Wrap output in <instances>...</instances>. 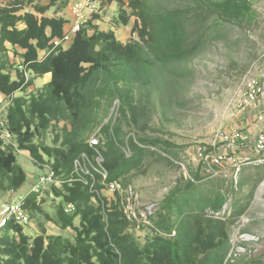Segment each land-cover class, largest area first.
Wrapping results in <instances>:
<instances>
[{
    "label": "rangeland",
    "instance_id": "rangeland-1",
    "mask_svg": "<svg viewBox=\"0 0 264 264\" xmlns=\"http://www.w3.org/2000/svg\"><path fill=\"white\" fill-rule=\"evenodd\" d=\"M221 1L213 0L206 9L208 0H146L155 17L175 8L185 10L191 20L187 29L190 38L179 47L167 42L166 36L156 44L133 34L137 19L127 5L115 3V15H110L109 9L96 14L110 17L118 41L139 46L142 61L97 72L85 90L80 120L75 122L71 112L61 106L49 129L36 130L34 142L57 148L68 139L86 143L96 139L101 159L75 162L74 174L101 171L106 159L103 153L128 167L116 180L122 189H133L142 205L158 204L155 230L129 222L127 232L141 247L159 232V224L176 225L182 218L203 215L221 222L215 227L225 230L220 233L218 247L201 263L264 264V154L251 156L240 167L226 166L216 177L203 171L197 156L201 148L212 153L223 148L222 137L234 128L246 83L264 75V0H249L248 17L241 21L228 19L229 13L217 3ZM13 4L14 0H5L1 5ZM107 5L104 0L100 11ZM30 6L25 3L22 10ZM122 8L131 17L128 26L119 19ZM203 12L207 15L202 14L201 21L195 18ZM200 36L203 41L195 46V38ZM0 69L14 80L23 76L33 85L10 98H0V122L5 123L13 99L39 94L42 83L49 82L51 76L44 77L45 82H35L38 78L22 65L20 53L10 45H0ZM36 127L38 123L33 129ZM4 148L15 152L27 174V182L16 193L0 189V200L6 202L3 199L11 195L7 201L16 202L30 195L37 179L53 170V162L45 156L46 164L37 165L29 153L18 149L14 137L4 142ZM65 179L64 174L57 175L59 185L38 196L42 213L29 208L31 225L23 229L31 240L45 234L73 241L72 229L61 230L46 216H56L62 199L53 189H61ZM96 181L103 186L100 194L109 206H120L119 195L111 193L101 179Z\"/></svg>",
    "mask_w": 264,
    "mask_h": 264
},
{
    "label": "trees",
    "instance_id": "trees-1",
    "mask_svg": "<svg viewBox=\"0 0 264 264\" xmlns=\"http://www.w3.org/2000/svg\"><path fill=\"white\" fill-rule=\"evenodd\" d=\"M107 1L127 5L132 10L137 19L132 33L138 34L142 41L160 44L166 36L167 42L179 47L190 38L187 29L191 20L182 8L161 12L155 17L150 13L146 0ZM34 2L14 0L12 7L0 6V45L24 50L20 54L23 65L40 77L51 74V80L39 94L28 99H13L7 113L6 128L16 139L18 149L27 151L37 165L46 164L47 156L53 162L56 175H65L62 188L53 189L62 199L56 216H46L61 230L72 229L74 239L41 234L31 240L22 227L9 225L0 240V264H203L202 258L218 247V238L225 228L219 231L215 223L221 222L206 219L203 215H192L182 218L176 225L161 223L157 229L159 232L141 247L127 232L129 221L120 207H110L100 194L103 186L97 184L95 189L99 194H93L81 182L79 174H74L77 158L83 153L90 159L95 156L88 143L78 138L68 139L64 145L55 148L34 142L36 130L49 129L61 106L71 112L75 122L80 120L86 104L85 90L97 72L117 64L131 65L142 61L138 45L121 43L114 32L100 31L93 22L76 35L70 49L52 51V42L64 36L66 22L62 18L46 17L50 7L34 5L35 12L41 17L33 12L21 13L25 3L31 5ZM210 3H214L213 0L201 6L207 9ZM217 3L229 13L228 19L241 21L248 17L249 0H222ZM202 14L207 15L203 12L195 18L201 21ZM119 19L122 25L128 26L131 17L122 8ZM172 31L175 35H170ZM195 41V46H199L203 37H197ZM41 51L52 52L40 61ZM28 86L29 82L23 76L14 80L5 69H0V95L10 98L24 92ZM36 122L38 127L33 129ZM103 154L108 182L118 180L128 167ZM91 172L97 179L101 178L93 170ZM86 178L91 179L89 176ZM5 181L7 187L4 186ZM26 182L27 174L18 163L17 155L12 149L4 148L0 133V189L17 192ZM37 199L38 195L34 194L26 198L28 211L30 208L43 212ZM66 204L76 207L73 215L65 212ZM175 231L177 234L173 233Z\"/></svg>",
    "mask_w": 264,
    "mask_h": 264
},
{
    "label": "built area",
    "instance_id": "built-area-1",
    "mask_svg": "<svg viewBox=\"0 0 264 264\" xmlns=\"http://www.w3.org/2000/svg\"><path fill=\"white\" fill-rule=\"evenodd\" d=\"M102 0H81L71 5V13L74 17L71 28L60 39H55L52 42V51L56 49L68 50L67 43L75 39L76 35L82 31L90 22H93L96 14H100ZM52 51H41L39 56L40 61H43ZM21 59V57H20ZM23 65V59H21ZM26 67V66H25ZM261 104L264 108V75L261 78L253 79L246 83L245 90L242 94L239 110L245 112L248 106ZM1 138L4 142L10 141L13 136L6 128V122H0ZM249 141L248 135L244 131L234 130L230 134L222 137V142L225 144L223 148L216 152H208L205 148L199 149L197 156L199 163L209 177H216L221 170L226 166L240 167L250 161V157L240 154L243 145ZM89 146L94 149L97 160L101 159V153L98 149V141L92 139L88 142ZM253 152L257 155L264 154V131L260 133L250 144ZM90 159L83 153L75 162L86 161ZM102 161V160H101ZM104 164V162H103ZM102 164L101 171H93L100 175V179L108 190L117 194L120 197L119 207L123 215L129 222H136L147 229L155 230L153 219L155 218L158 204L148 203L142 205L140 197L133 189L125 191L122 186L115 180L108 182L109 175ZM89 176L91 179H87ZM81 182L90 188L91 193L99 194L95 189L97 178L90 171L88 175H80ZM59 185L56 173L51 170L48 174L39 177L31 190L30 195H40L46 188ZM27 198V197H26ZM26 198H20L18 201L0 203V240L7 233V227L14 225L26 228L31 225L29 211L25 207ZM65 212L73 215L76 212V207L73 204H66ZM13 233L12 230L10 232Z\"/></svg>",
    "mask_w": 264,
    "mask_h": 264
},
{
    "label": "crops",
    "instance_id": "crops-1",
    "mask_svg": "<svg viewBox=\"0 0 264 264\" xmlns=\"http://www.w3.org/2000/svg\"><path fill=\"white\" fill-rule=\"evenodd\" d=\"M4 1L5 0H0V6H2L1 4H3ZM78 1H81V0H65V1H59L58 0L55 4H52V0H35V2L33 4H31L30 8H26L25 10H22L21 13L22 14L25 12L36 13L34 10V5H39L41 7H50V9L46 12L45 16L49 17V18H62V19H64L66 22L65 27H64V34H65L67 31L70 30L72 21L74 20V17L71 13L70 7L73 3H76ZM103 2H104V0H102V3ZM115 3L116 2L108 3L107 7L105 6V8H103V10L100 11V14L102 15L105 9H109V14L111 13L110 15H115V9H116V7H114ZM37 15H39L41 17L40 14H37ZM96 16L94 17V20H93V26L94 27L98 28L100 31H103V32H115L116 26H114L112 23H110L111 22L110 17H107V18L101 17L100 18V17H96ZM20 28H24V26H20ZM73 42H74V39L71 40L69 43H67V49L71 48ZM16 50L20 54L24 53V50H22V49L16 48ZM41 54H42V52H40L39 56H41ZM33 75L36 76V78H38V79H36L35 82L42 81V79L44 81L45 80L44 77L51 76V74L45 75L44 77H40V76H37L35 74H33ZM47 83H42V84L46 85ZM31 85H32V83H31ZM31 85L28 86V88L33 87V85L32 86ZM18 93H20V92H18ZM18 93H16V94H18ZM1 97H5V96L0 95V98ZM234 123H235L234 128L228 134H230L234 130H241V131H244L245 134L248 135V137H249V141L246 143V145L242 146V148L240 150V154L243 156H248V157L255 156V153L253 152L250 144H251V142H253V140L260 133H262L264 131V108H263V106L261 104L251 105V106L247 107L245 112L238 110V112L234 118ZM13 193H16V192H13ZM11 198H12L11 195H9V196L5 197V199H3V200H6V202H10L7 200H9ZM0 202L5 203L2 200H0Z\"/></svg>",
    "mask_w": 264,
    "mask_h": 264
}]
</instances>
